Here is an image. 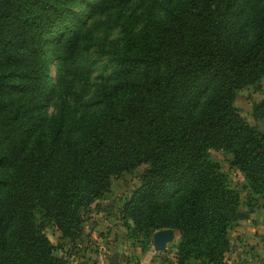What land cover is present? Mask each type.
I'll use <instances>...</instances> for the list:
<instances>
[{
  "label": "trees",
  "instance_id": "1",
  "mask_svg": "<svg viewBox=\"0 0 264 264\" xmlns=\"http://www.w3.org/2000/svg\"><path fill=\"white\" fill-rule=\"evenodd\" d=\"M112 1L0 0V264H69L46 227L76 245L111 178L141 166L121 211L128 235L171 229L177 264H225L232 225L264 199V133L234 104L264 78V0H176L139 29L121 24L122 46L105 50L112 83L79 112L69 88L85 77L90 21ZM50 59L59 90L46 88ZM252 118L264 122V99ZM211 150L231 156L245 211Z\"/></svg>",
  "mask_w": 264,
  "mask_h": 264
},
{
  "label": "rangeland",
  "instance_id": "2",
  "mask_svg": "<svg viewBox=\"0 0 264 264\" xmlns=\"http://www.w3.org/2000/svg\"><path fill=\"white\" fill-rule=\"evenodd\" d=\"M176 0H131L127 3L113 0L105 10L95 15L90 21L94 24L93 43L88 44V50L83 54V61L79 64L85 74L84 78H78L73 86L71 85L70 96L67 97V104L72 108L73 101H77V109L82 112L84 105L90 100L98 85H111L110 80L114 65L110 63L105 55V50L113 43L121 47L120 25L126 23L134 29L142 26V16L150 12L154 16H161L166 9ZM88 43V42H86ZM0 61V68L7 69L9 65H3ZM67 78V77H66ZM58 84V85H57ZM64 83L59 84V74L57 63L50 59L49 76L46 88H63ZM264 99V78L255 87H247L236 94L235 107L239 110L240 116L259 132L264 133V122H255L252 118V106ZM59 98L56 96L44 113V121L48 125L59 110ZM212 161L219 164L223 173L228 176L229 184L241 193V210H246L244 188L245 182L242 176L231 167V156L220 151L209 152ZM144 167L123 172L118 177H112L110 181V191L99 202L100 211L96 212L93 206L84 213V226L82 239L76 245H71L66 241L59 240L58 231L48 225L44 233L48 240L54 245L55 255L62 257L69 264H77L82 261V255L89 254L88 262L96 261V258L105 250L108 257L115 252L119 253V264H177L176 249L179 243V234L174 231V238L166 245L164 252H156L152 244V236L141 232L128 235L129 231L123 226L122 207L129 200L132 193L141 184V175ZM259 200L258 211H264V204ZM257 210V209H256ZM90 211V212H89ZM264 214V212H262ZM256 217V216H253ZM259 217H263L259 215ZM258 218V217H257ZM239 222V221H238ZM131 225L132 223L129 222ZM237 223V222H236ZM234 223L229 231L230 252L225 256V264H245L239 256V251L243 241L238 235L239 224ZM94 231V232H93ZM154 234V233H153ZM93 238V239H92ZM91 239V240H89ZM93 240V241H92ZM243 252H246L245 250ZM247 254V253H245ZM93 256V257H92ZM96 256V257H95ZM86 258L83 260L85 261ZM188 264H199L190 261Z\"/></svg>",
  "mask_w": 264,
  "mask_h": 264
},
{
  "label": "crops",
  "instance_id": "3",
  "mask_svg": "<svg viewBox=\"0 0 264 264\" xmlns=\"http://www.w3.org/2000/svg\"><path fill=\"white\" fill-rule=\"evenodd\" d=\"M260 200H262L261 203L264 204V199ZM256 209L253 210L247 220L236 223L239 224V227L237 228L238 235L243 241V245L246 246L245 249H243V251L245 250L246 252H243L241 247L239 256L237 257L241 258L242 261H245V264H264V214H262L264 211H258V207ZM259 215L263 217H259ZM81 257L82 261L77 264L96 263V261L92 263L88 262V259L91 257L89 254H83ZM84 258H86L85 261L83 260Z\"/></svg>",
  "mask_w": 264,
  "mask_h": 264
},
{
  "label": "water",
  "instance_id": "4",
  "mask_svg": "<svg viewBox=\"0 0 264 264\" xmlns=\"http://www.w3.org/2000/svg\"><path fill=\"white\" fill-rule=\"evenodd\" d=\"M174 238V231L171 229H165L157 231L152 236L153 248L156 252H164L166 245ZM119 253L115 252L109 259L108 264H119Z\"/></svg>",
  "mask_w": 264,
  "mask_h": 264
},
{
  "label": "built area",
  "instance_id": "5",
  "mask_svg": "<svg viewBox=\"0 0 264 264\" xmlns=\"http://www.w3.org/2000/svg\"><path fill=\"white\" fill-rule=\"evenodd\" d=\"M106 253L107 252L102 249L96 258L95 264H108L110 257H108Z\"/></svg>",
  "mask_w": 264,
  "mask_h": 264
}]
</instances>
